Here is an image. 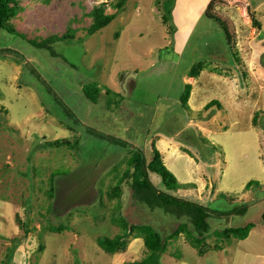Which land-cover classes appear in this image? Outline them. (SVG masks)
Instances as JSON below:
<instances>
[{
    "label": "rangeland",
    "instance_id": "1",
    "mask_svg": "<svg viewBox=\"0 0 264 264\" xmlns=\"http://www.w3.org/2000/svg\"><path fill=\"white\" fill-rule=\"evenodd\" d=\"M186 1L173 0L165 24L157 0H127L110 25L89 35L92 8L109 2L107 11L114 12V0H20L23 11L12 23L22 36L0 30V105L8 110L0 120V264H133L145 258L141 238H129L115 254L97 243L122 232L111 221L113 168L122 171L129 155L90 129L132 143L149 160L154 144L163 149L177 179L196 185L181 190L183 198L218 212L248 205L245 214L209 218L211 234L200 248L186 234L170 241L161 264H264V0H217L213 11L229 29L231 46L208 17L190 36L178 27ZM69 29L75 38L53 46L58 56L28 41ZM199 62L203 75L190 79ZM190 80L192 113L181 106ZM93 83L102 89L96 104L84 93ZM107 89L123 96L117 110L107 107ZM213 100L221 108L196 116ZM75 137L76 151L43 147ZM166 142L182 146L193 161L171 157ZM53 173L63 174L51 193ZM250 181L256 184L247 190ZM121 204L130 223L150 224L164 239L188 222L149 209L129 188ZM249 223L255 228L246 240L215 235Z\"/></svg>",
    "mask_w": 264,
    "mask_h": 264
},
{
    "label": "trees",
    "instance_id": "2",
    "mask_svg": "<svg viewBox=\"0 0 264 264\" xmlns=\"http://www.w3.org/2000/svg\"><path fill=\"white\" fill-rule=\"evenodd\" d=\"M51 1V0H48ZM115 7L114 12H108L109 2L96 4L90 11L92 17V23L88 27L87 32L89 35H93L108 25H110L124 10L127 0H114ZM217 0H213L208 7L206 16L218 23L224 31L227 41L230 46L232 38L230 31L224 24L222 19L213 11L214 5ZM159 5L158 10L163 9L165 15L163 16L164 23H168L166 15L170 16V6L173 4V0H157ZM162 3V4H161ZM112 4V3H111ZM165 7V8H164ZM23 11L20 6V0H0V30H5L10 34L22 36V33L17 30L12 21L18 17ZM255 22V21H254ZM174 27H170L169 31L173 32ZM75 30L69 29L63 35L52 34L42 41L35 39H29V43L34 47L40 49H47L53 56H58L53 46L57 42L68 41L75 38ZM174 33V32H173ZM2 52H12L10 50H2ZM235 59L239 62L237 55ZM204 69V63L199 62L195 64L188 72L190 78H196ZM193 86L192 84H186L185 90L181 96V106L188 113H192L193 110L189 105ZM102 89L99 85L93 83L84 87L85 96L93 103L99 102V96ZM107 95V107L109 110H117L122 101L123 96L111 89L106 90ZM59 101V99H57ZM114 101V102H113ZM68 116H72L71 111L60 103ZM221 108V103L217 100L209 102L196 116L201 117L204 113L208 112L214 107ZM8 115V110L0 105V120L2 117ZM257 115L254 118L256 123ZM90 133L96 137L110 142L122 149L128 151L129 157L125 161V166L122 171L119 170L121 165H116L113 168L114 185L112 188V196L117 200V204L112 212L111 221L114 225L121 229V233L114 238L101 237L97 240L98 245L107 253L115 254L119 251L125 250L128 247L129 238H141L144 241L146 248L145 258L136 261L133 264H161V257L167 253L168 244L170 241L177 239L182 234H186L191 244L196 248L202 247L208 237L211 234V226L209 224V218L212 217H228L235 215L245 214L248 205H242L241 207L234 208L229 212H218L205 206L203 203L198 201L189 200L179 196L181 190H187L195 188L194 183L183 184L172 171L166 166L164 162L163 153L154 144L152 147V156L149 160L144 151L133 145L132 143L111 136L104 133L98 132L94 129L89 130ZM44 148H68L70 150H78L80 147V138L75 137L74 139H58L52 142H47L43 145ZM63 173H53L50 178L51 193L54 190L55 178ZM156 177L160 179L157 183ZM162 187L159 188L158 185ZM256 183L250 181L247 184L246 189L249 190ZM124 188H129L132 191L133 197L141 204L147 206L151 210H162L167 216H171L177 219L187 218L188 222L180 223L177 228L167 237L162 236L157 230L150 224H132L122 214L121 199L123 196ZM226 198V195H221ZM264 221V214L262 216ZM255 228V224L249 223L245 227L225 229L222 231H216L215 235L221 240H246L251 231ZM54 232H60L61 228L50 227ZM40 249H43L42 245Z\"/></svg>",
    "mask_w": 264,
    "mask_h": 264
},
{
    "label": "crops",
    "instance_id": "3",
    "mask_svg": "<svg viewBox=\"0 0 264 264\" xmlns=\"http://www.w3.org/2000/svg\"><path fill=\"white\" fill-rule=\"evenodd\" d=\"M213 0H191V1H186V2H183V5H182V13H180L181 15V19L179 24H178V27L182 28V30H184L187 35H191L194 31V28H195V25L198 21H200L201 19L207 17L206 16V13H207V10H208V7L210 6V4L212 3ZM203 75V72L202 74L197 77V78H194V79H200L201 76ZM190 79H193V78H190ZM210 80L211 81H214V82H220V83H223V84H228V81L227 79H219V78H216L215 76H211L210 77ZM189 84H192L193 86V89H192V93H191V97H190V100H189V105L191 107V109L194 111L195 109V100H194V93H195V89H194V84L191 83V80L189 82ZM117 92V91H115ZM119 93V92H117ZM207 105V104H206ZM205 103L201 106L200 108V111L206 106ZM165 148L168 150V154L171 156V157H181V156H186L187 158H189L191 161H193V159H191L187 153H181L182 151V146H178V145H175L171 142H166L164 144ZM160 151L165 155L167 153H164L163 149H160ZM193 169V168H192ZM192 169H191V173H192ZM191 182H183V184H189Z\"/></svg>",
    "mask_w": 264,
    "mask_h": 264
}]
</instances>
